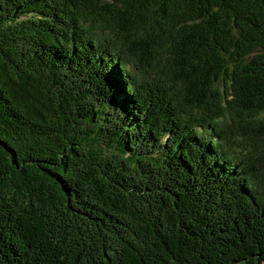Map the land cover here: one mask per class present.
<instances>
[{
  "label": "trees",
  "instance_id": "trees-1",
  "mask_svg": "<svg viewBox=\"0 0 264 264\" xmlns=\"http://www.w3.org/2000/svg\"><path fill=\"white\" fill-rule=\"evenodd\" d=\"M0 264H264V0H0Z\"/></svg>",
  "mask_w": 264,
  "mask_h": 264
}]
</instances>
